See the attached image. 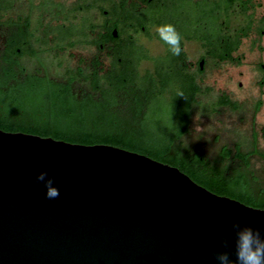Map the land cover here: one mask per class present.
Segmentation results:
<instances>
[{
  "label": "water",
  "instance_id": "obj_1",
  "mask_svg": "<svg viewBox=\"0 0 264 264\" xmlns=\"http://www.w3.org/2000/svg\"><path fill=\"white\" fill-rule=\"evenodd\" d=\"M234 224L264 239V208L137 151L0 128V264L235 262Z\"/></svg>",
  "mask_w": 264,
  "mask_h": 264
},
{
  "label": "trees",
  "instance_id": "obj_2",
  "mask_svg": "<svg viewBox=\"0 0 264 264\" xmlns=\"http://www.w3.org/2000/svg\"><path fill=\"white\" fill-rule=\"evenodd\" d=\"M104 2L108 0L98 1L99 8ZM109 2L112 4L108 13L114 22L103 25L96 38L98 47L100 43L117 42L109 65L105 66L96 57L90 63L81 62L64 69V81L32 77L16 86L10 81L9 65H5L0 79V128L137 151L178 167L212 192L264 208V176L260 182L248 168L246 156L257 152L256 149L246 154L237 151L236 156L241 160L237 167L229 169L219 165L220 161L212 164L201 152L192 157V152L177 145L176 140L189 130L191 115L187 108L199 90L187 69L184 52L173 56L166 45L165 54L152 59L151 70H140L139 62L146 57L145 53L132 39L120 43L119 37L112 34V29L118 27L116 17L122 14L125 19L137 18L135 24L131 23L135 31L144 24H170L172 0ZM220 5L225 10L227 25L232 0H221ZM249 23L242 26V35ZM220 37V59L233 60L231 53L239 38L234 39L226 32ZM178 93H183V97ZM220 104L235 106L226 96L220 97ZM259 106L260 102L256 110ZM169 113L173 115L169 120L159 117ZM160 121L164 125H159ZM159 128L165 129L161 135ZM261 131L264 138V126ZM261 155L264 157V152Z\"/></svg>",
  "mask_w": 264,
  "mask_h": 264
},
{
  "label": "flooded vegetation",
  "instance_id": "obj_3",
  "mask_svg": "<svg viewBox=\"0 0 264 264\" xmlns=\"http://www.w3.org/2000/svg\"><path fill=\"white\" fill-rule=\"evenodd\" d=\"M98 1L0 0V79L3 67L9 65L11 72L10 81L13 83V86H16L17 83L21 84L27 78L32 77L64 81V71H58L62 66V57L66 49L80 43L92 44L98 49L105 50L107 62H104L100 55L94 54L87 61L88 63L97 57L105 66L109 65L113 56L112 48L116 46L117 42L108 41L100 43L98 47L96 38L98 30L103 31V25H110L114 20L109 15L99 25V29L97 28L94 21V9L98 6ZM109 1L107 3L111 5L112 2ZM220 2L221 0H172L173 11L171 12L169 23L176 27V30L183 38L181 47L186 56L185 63L187 69L192 73L195 82L199 86V90L195 92V99L191 101L187 108L190 115L198 109L207 112L211 111V106L212 112L220 110L221 107L238 109L241 106L237 100L232 99L223 91L203 98L204 91L208 88L206 89V87L200 85L202 82L200 74L209 60L216 64H220V62L241 63V56L237 55L236 52L241 45L242 39L248 37L254 30L250 17L251 13H249L253 9L251 0H232V7L228 9L229 18L230 16L248 15L242 25L234 27H231L230 24H225V10L223 6L221 7ZM102 12L108 13L109 10L104 9ZM116 18L118 27L112 29V34L115 30L116 34H113V36L115 38L119 37L118 41L120 43L128 39L134 41V35L140 29H146V25L144 24L135 31V26H132L131 23L135 24L137 18L132 20L125 19L123 14L121 17L117 16ZM247 23H249V28L245 29L246 33L242 35L241 29ZM121 29L124 31H121ZM118 32L120 33L118 34ZM225 32L230 34L234 39L236 36L239 38L235 50L231 53V56L234 58L233 60L220 59V38L222 39L220 36H223ZM191 41L198 42L203 49V53L195 64L189 61L184 50L185 43ZM163 45V53L157 56L165 54L167 47L166 44L163 43ZM54 65L57 71L53 70ZM221 96L228 97L235 106L220 104ZM256 105L255 111L258 110H256ZM190 117L188 127L190 125ZM261 128L259 131L252 130L253 137L251 140L254 144L260 138L264 144ZM255 131L257 135L254 137ZM242 145L240 142H234L231 147H228V145L220 146L216 155L217 161H220V163L236 161L238 163L241 158L236 156L237 151L246 154L249 151L255 150L254 148L253 150L243 151ZM226 151L229 153L224 155ZM196 153L198 151H193L191 153L192 157ZM254 154H256L255 151L246 155L249 161L250 157ZM202 157L207 159L204 154H202Z\"/></svg>",
  "mask_w": 264,
  "mask_h": 264
},
{
  "label": "rangeland",
  "instance_id": "obj_4",
  "mask_svg": "<svg viewBox=\"0 0 264 264\" xmlns=\"http://www.w3.org/2000/svg\"><path fill=\"white\" fill-rule=\"evenodd\" d=\"M251 1L253 9L249 13H251L254 30L248 37L242 39L236 52L241 56V63L220 62L216 64L209 60L200 74L202 77L200 85L208 88L204 91L203 98L223 91L232 99L237 100L241 106L238 109L221 107L216 112L195 110L190 117L189 130L176 140V143L182 150L201 152L212 164L217 163V151L222 145L231 147L234 142H240L243 144L241 146L243 151L255 148L257 152L250 157L248 168L259 177L258 180L261 182L264 174V157L260 154L264 152V144L261 138L255 144L251 139L252 130L259 131L261 126H264V0ZM100 5L101 8L97 6L94 9V21L98 29L103 20L110 15L102 12L104 9L110 10L109 3L104 2ZM247 16H230L228 24L231 27L242 25ZM157 26L147 24L146 29H140L134 35L135 45L146 55L140 60L141 70H151L152 59L164 51L163 42L156 31ZM184 50L189 61L194 64L203 53L200 44L192 41L185 43ZM94 54L100 55L103 61L107 62L105 50L98 49L92 44L80 43L68 48L62 57V66L58 71L75 67L81 62L85 63ZM53 70L57 71L55 65ZM259 100L260 106L255 111V105ZM159 117L166 121L173 115L160 114ZM159 125H164V123L160 121ZM158 130L159 135L165 131L164 128ZM219 165L232 169L237 167L238 163L226 161Z\"/></svg>",
  "mask_w": 264,
  "mask_h": 264
},
{
  "label": "clouds",
  "instance_id": "obj_5",
  "mask_svg": "<svg viewBox=\"0 0 264 264\" xmlns=\"http://www.w3.org/2000/svg\"><path fill=\"white\" fill-rule=\"evenodd\" d=\"M157 34L161 41L168 46V51L173 56H179L182 52V36L172 24H163L157 27ZM183 97V93H178ZM46 173L41 172L36 179L45 185V196L48 199H55L59 196V189L53 186L51 179H46ZM236 230L235 255L236 261L229 258L227 252H218L216 259L219 264H264V239L261 238L259 230L250 227L241 228L239 224H234ZM225 248L228 247L227 241H223Z\"/></svg>",
  "mask_w": 264,
  "mask_h": 264
}]
</instances>
